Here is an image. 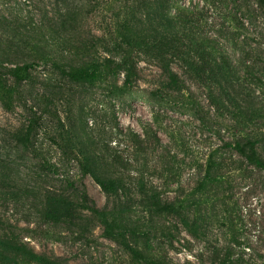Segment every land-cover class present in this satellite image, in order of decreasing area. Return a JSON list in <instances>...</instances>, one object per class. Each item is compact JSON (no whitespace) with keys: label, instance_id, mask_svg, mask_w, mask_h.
Segmentation results:
<instances>
[{"label":"rangeland","instance_id":"1","mask_svg":"<svg viewBox=\"0 0 264 264\" xmlns=\"http://www.w3.org/2000/svg\"><path fill=\"white\" fill-rule=\"evenodd\" d=\"M166 1L174 24L193 14L195 31L223 47L229 87L212 93L151 47L175 28ZM105 58L133 60L132 84L122 71L80 82L58 67ZM29 61L28 77H13ZM0 77L13 92L10 106L0 102V240L20 248L0 251V264H146L105 236L69 181L126 224L151 228L125 240L147 259L264 264V174L225 144L232 131L259 134L264 158V0H0ZM210 159L220 184L207 178ZM118 176L131 192L98 181ZM158 200L199 217L201 236Z\"/></svg>","mask_w":264,"mask_h":264},{"label":"trees","instance_id":"2","mask_svg":"<svg viewBox=\"0 0 264 264\" xmlns=\"http://www.w3.org/2000/svg\"><path fill=\"white\" fill-rule=\"evenodd\" d=\"M167 5L168 1L164 2L162 6L168 26L172 27L174 22L171 20V15H169ZM194 17L195 16L193 14L188 17L189 26L184 20L177 21L174 24L175 28L172 31H168L167 34H162L161 37L157 39V41L155 40V42L151 44V47L156 48L159 52H169L172 61H181V68L186 69V72L189 71L191 76L193 75L201 82L203 81L206 83L211 92L215 93L218 87L219 89H225L229 87L230 83L228 84L227 80L229 77H232L231 71L229 69V65L227 64V60L225 59L224 49L222 46H220L217 40L203 37L195 31V26L192 25L193 21H195ZM134 43H141V40H134ZM221 53L222 55H220ZM33 63L34 61H29L23 63L22 65L11 68V74L16 79H24L28 77ZM58 67L62 74L71 80L80 82H94L103 77L115 75L122 71L125 73V84L127 85L132 84L133 73L135 69L133 60L130 58L117 62L110 58H105L104 60L92 59L86 61L84 64L73 66L68 69L60 65H58ZM168 79V84H170L171 87L174 85V88H168L172 89L173 91L179 90L178 85L181 83V81L178 77V74L169 70ZM11 99H13V92L5 85L0 77V102L6 106H10ZM33 123V120L30 119V125ZM20 142L26 147L30 146L29 131L25 132V134L20 138ZM260 142L261 139L259 134L252 135L248 132L239 133L232 131L231 140L225 142V144L227 147L233 149V151H235L247 164L264 174V158L259 154L258 151V145ZM44 166H46L52 172H57V168L54 163L45 160ZM208 167L209 170L207 173V178L209 181L220 184L222 182V174L216 171L219 167V164L210 159ZM98 181L108 190L116 194L131 192L132 189L131 181H126L124 178L119 176L106 179L98 178ZM68 184L75 191H77L81 206L96 216L98 221L102 224L105 236L122 243L126 250L129 251L134 258L141 261L144 260L146 264H171L165 259H147L143 251L139 250L131 243L125 241L127 235H131L134 238L148 236L150 234L154 235L155 233L151 228L144 229L138 226L126 224L123 219H119L117 216H115V214H110L107 210L100 208L96 204L90 202L86 191L80 190V188L77 187L73 182L69 181ZM142 184L143 183L138 181L136 183V185H139V187H141ZM152 196V194L149 195V198ZM164 202L165 203H163L162 206V202L160 203L158 200L156 201L157 204L155 205H161V207H163L169 213L181 215L189 231L196 237L201 236L199 217L191 222L187 217L186 208L183 204L180 203V205L173 201ZM149 203L153 204V201L151 200ZM236 243V245L243 246L244 248L251 247V244L248 242L237 241ZM16 250H20V248L12 242L10 237L0 240V251L15 252ZM2 255L4 256L8 254L2 253ZM222 263L233 264L231 263L229 256H225L221 260L220 264Z\"/></svg>","mask_w":264,"mask_h":264}]
</instances>
